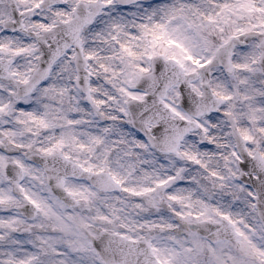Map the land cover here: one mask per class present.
<instances>
[{
    "label": "snow or ice",
    "instance_id": "obj_1",
    "mask_svg": "<svg viewBox=\"0 0 264 264\" xmlns=\"http://www.w3.org/2000/svg\"><path fill=\"white\" fill-rule=\"evenodd\" d=\"M0 264H264V0H0Z\"/></svg>",
    "mask_w": 264,
    "mask_h": 264
}]
</instances>
